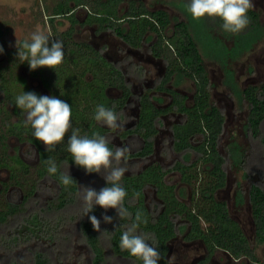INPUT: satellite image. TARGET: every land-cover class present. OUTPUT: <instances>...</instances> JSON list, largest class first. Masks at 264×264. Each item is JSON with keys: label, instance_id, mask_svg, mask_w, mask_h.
Here are the masks:
<instances>
[{"label": "trees", "instance_id": "16d2710c", "mask_svg": "<svg viewBox=\"0 0 264 264\" xmlns=\"http://www.w3.org/2000/svg\"><path fill=\"white\" fill-rule=\"evenodd\" d=\"M70 2H75L77 6L81 0H56L53 6L46 9L50 15L48 23L51 29L47 36L50 40L63 43L64 60L59 66L54 69L42 67L31 70L28 62L17 55L25 40L11 49L0 44L4 49L0 53V95L3 96L0 100V167L6 168L10 173L9 180L2 184L1 189L0 248H8L10 251L29 250L33 245L43 248L44 251L34 253L35 264H48L50 257L56 258L60 264H65L70 259L75 262L78 260L77 264H142L140 259L120 248V238L124 231L137 224L136 234L144 236L146 242L160 252L158 264H170L166 258L168 244L177 235H182L184 241L201 240L210 254L220 249L235 259L244 258L249 264H263L240 226L229 214L226 202L216 197L217 191L226 185L227 168L241 173V179L236 183V206L248 201L254 225V244L264 245V79L255 85L240 87L231 68L232 63L250 52L261 40V37L254 42L250 40L251 33L261 26L257 14L249 9V24L235 34L223 29L220 18L207 16L205 22L216 35L212 49L193 31L194 19L189 12L184 13L186 15L182 20L175 18L173 33L166 37L164 32L170 27L171 20L164 11L150 12L143 4L132 2L127 13L119 17L116 11L117 1H114L113 7L94 9L96 14L105 15L94 17L99 26L113 31L127 46L140 47L141 39L147 31L155 33L157 39L152 45L151 53L165 62V73L154 89L169 94L171 104L165 109L158 108L153 103L155 98L149 96V91L142 94L135 127L124 134L138 136L142 146L126 158L145 159L152 154L153 138L162 127L161 115L169 111L182 115L181 123L170 128L171 150L181 155L180 160L174 161L167 168L154 163L138 170L126 160L123 164L120 163L122 167H130V170L134 168L133 172L125 174L119 182L127 191L123 207L129 215L119 217L113 209V222L105 223L108 228H101L103 232H97L88 216H85V205L77 178L70 175L76 183L67 186L61 182L62 174H66L63 172L65 165L86 172L72 160L68 152V136L74 129L79 130L80 136L91 138L95 133L105 136L102 124L94 119L97 105L113 109L121 122L129 120L123 111L131 94L126 76H134L136 72L141 77L144 69L125 57L118 62L125 66L124 72L116 64L108 63L90 45L76 41L74 28L77 20ZM57 18L68 20L70 27L58 32ZM122 18H125L128 30L119 21ZM2 34L0 28V38ZM226 42H230L232 46H228ZM199 46L206 53L208 50L214 51V56L209 53L207 56L218 64L225 77L224 86L229 88L230 95L246 110L240 133L242 142L238 141L236 135H232L227 145H222L225 115L211 101V91L215 84L209 78ZM19 67H24L31 76H37L50 91V96H56L71 105L72 128L64 141L55 145L53 150L42 149L33 135L31 125L21 120V108L16 105V97L24 92L35 91L16 72ZM185 79L194 85L190 104L187 103L186 96L167 87L170 82L176 87ZM111 87L119 90L120 94L113 98L109 96L107 92ZM156 101L162 103L161 98ZM8 107L18 116V121L11 122ZM4 114L5 117H2ZM10 137L36 146L39 161L34 168L18 156L8 154L7 141ZM109 147L112 148L110 144ZM192 155H195L194 159ZM49 159L55 161L58 168L54 175L47 171L46 161ZM171 172L178 173L180 181L191 187L189 204L180 201L175 193V186L165 181L166 175ZM48 181L52 183V187H48L50 197L46 205L29 207L27 204L36 199L34 194L40 193ZM103 184L104 187L107 186L106 181ZM10 186L22 190L23 199L20 204L7 199L5 193ZM146 188L155 191L157 201L149 203L145 200ZM183 192L181 189L180 194L183 195ZM36 201L38 202V198ZM137 213L141 214L139 221L136 220ZM19 215H22L20 221L17 220ZM89 215L97 218L101 216L96 213L95 208ZM197 264H205V261Z\"/></svg>", "mask_w": 264, "mask_h": 264}, {"label": "rangeland", "instance_id": "374dc122", "mask_svg": "<svg viewBox=\"0 0 264 264\" xmlns=\"http://www.w3.org/2000/svg\"><path fill=\"white\" fill-rule=\"evenodd\" d=\"M142 1L146 4L148 9L150 10L164 9L171 16H178L182 19L185 18L186 14L184 15V13L188 12L187 6L190 4V0H142ZM55 3H56L55 0H0V28L3 33L2 37L0 38V44H2L6 49H11L13 47H16L21 40L30 41L31 35L36 31H40L43 34L48 35L51 29L48 23V12L46 11V9L50 8ZM253 3H254V7L250 9L257 14L258 20L262 27L260 26L253 33H251L250 40L254 42L256 39H259L260 37L261 40L254 45V47L250 52L244 54L242 57H240L234 63L231 64V68L234 71L235 81L240 87L255 85L264 79V0H253ZM125 7L126 4L120 8V14L124 13ZM76 13L80 21L82 19L83 13L80 10H76ZM205 20H207V16H205L200 20H194L192 27L197 37L198 38L201 37L202 42L206 43V45L209 44V46H211L212 48L215 45L214 37L216 35L215 32L209 26V24L205 22ZM56 23H57L56 27L58 29V32L67 30L70 25L69 21L66 20L65 18H57ZM75 27H76L74 28L75 40L78 41L81 39H86L95 44L100 42L98 39L90 37L92 33V29L84 28L79 25H76ZM170 33H171V29L169 28V30L166 32V35ZM113 43L115 44L113 48H118V44H119L118 41L116 42L113 39ZM226 43L228 46H232L230 42H226ZM199 48L201 49V54L203 56L205 66L207 68L209 78L211 82L215 84V87H213L211 91L212 101L223 111L225 115V128L223 132L222 145L223 144L227 145L228 143L227 141L232 138V135H236L238 141L242 142L243 139L240 136V133L246 115V110L242 105H240L236 101L235 98H233V96L228 94L230 90L223 84L225 79L223 75V71H221L220 67H218V64L213 62V60L209 56H207L208 55L207 53H209L211 56H214V51L208 50V52L206 53L202 50L203 49L202 46H199ZM205 48H208V46ZM238 50L240 51V48H238ZM148 58H149L148 56L144 57V59H148ZM162 69H163L162 66L159 71L155 67L148 68L150 75H155L156 73L160 75L161 72H163ZM16 72L19 75H22V77L26 80V83L29 87L38 88L39 90L41 89V82L38 79L35 80L32 79V76L27 72V70H25L24 67L17 68ZM171 84L173 85V83H170L169 86H171ZM174 89H176V91H179V93L181 94L188 95L189 99H191L194 92V85L190 80L186 79L177 87H174ZM158 97L163 99V102L162 104L160 103V105H164L168 103L166 94H159ZM1 99L2 98L0 95V100ZM23 117L26 120V111L24 112ZM10 118H11V122H13L15 119L13 116H11ZM162 121L165 125V129L168 131L166 122H170L171 121L170 118L165 117V119H163ZM263 129H264V124H263ZM165 132L166 131L162 132L160 137L157 138V141H159L162 136H165L166 134ZM8 142H9L8 153L12 154L13 149H15L17 143L16 140L13 138H10ZM168 142H170V138L167 139L165 142H163V144L166 145ZM139 145L140 144L136 142L135 146L132 148L136 150L139 148ZM166 154L168 155V152ZM194 158L195 155H192V159ZM29 162L32 164L34 163V161L32 160H29ZM164 165H167L166 161ZM127 169L129 171L130 167ZM132 170H134V168ZM64 171L69 173H75L77 170L72 167H64ZM7 176L8 174L6 173V171L1 169L0 178L7 179ZM240 179H241V173L237 172L236 170L227 168V183L223 189L217 191L216 197L218 198V200H222L226 202L227 207L229 209V213L234 220H238L239 218H241L240 215L242 214L243 211L242 212L240 211L241 209L244 208L245 212L243 213H246V216L245 217L242 216V218L245 219L244 221L241 220L244 225L243 227L247 232V234L249 235L248 240L251 243V246L254 248L258 259L261 260L264 264V245L255 246L253 242V238H254L252 232L253 230L250 231V225L245 222L247 219L250 220V216L247 215L250 214L247 209L249 208V205L247 202H245L242 205V207L241 206L237 207L234 204L233 194L236 191V183ZM166 181L171 185H177V191L180 189L184 190L185 195H178V198L187 204L190 203L189 197L192 191L191 187L183 186L182 183H180L179 176L177 174L167 175ZM48 187L50 186L47 183L44 184L42 188L43 190H41L39 194L38 202L36 201L37 200L36 198L35 200L30 201L27 205L29 207H31L32 205L33 208L36 207L39 208L41 206L44 207V205H46L48 198L50 197V192L48 190ZM151 195H152L151 190H148L147 196L149 201L150 198H152ZM14 199L18 200L15 197ZM94 208L96 209V213L97 214L99 213L101 215L100 217H98L101 219V221H102V216L105 214L113 217V212H111L113 211V209H109L110 212L107 213V210L99 207L98 205L95 206ZM50 217L53 216L50 215ZM21 218L22 215H20V218L18 220L20 221ZM101 223H102L101 224L102 229L108 228L105 227L106 224L105 223L103 224V221ZM202 247H203L202 243L201 246L198 247L197 244L196 246L194 245V242L185 243L181 237H176L170 241L167 260H169L171 264H188L193 259H196L197 257L204 254V249ZM38 250L44 251L43 248L39 249L37 248V246L29 250L21 251V253L15 255L17 257L16 260H18L16 262L18 264H34L32 259L34 257V253L37 252ZM196 255L198 256L195 257ZM8 261L9 260H5L4 262L3 260H0V264H7ZM69 262L71 264L73 263L77 264L78 260H76L75 262L72 259H70ZM49 264H59V263L58 260H56V258L53 259L52 257H50ZM239 264H244V263L239 262Z\"/></svg>", "mask_w": 264, "mask_h": 264}, {"label": "clouds", "instance_id": "9594fccd", "mask_svg": "<svg viewBox=\"0 0 264 264\" xmlns=\"http://www.w3.org/2000/svg\"><path fill=\"white\" fill-rule=\"evenodd\" d=\"M254 7L253 0H190L187 11L194 20H200L205 16L218 17L223 21V29L230 33H239L247 27L249 19L248 10ZM22 50H18V57L28 62L31 70L47 67L54 69L63 63V43L58 40H50L40 31L31 35L30 41H25ZM4 49L0 46V53ZM16 105L26 111V121L33 129V135L41 141L47 150H53L55 145L64 141L65 136L72 128L71 105L56 96L37 95L35 92H24L16 97ZM94 119L110 129H120L124 125L120 122L118 114L104 105H97ZM68 152L75 164L86 170L87 173H101L104 175L107 186L99 191L92 187L80 186L84 213L97 232L101 230V222L111 224L113 217L103 215L102 221L95 215H89L95 206L105 210L115 209L119 217L129 215L123 207L127 191L119 183L127 168L120 166L126 153L130 151L127 146H116L113 150L109 147V139L98 133L88 136H80L79 130L74 129L68 136ZM47 171L50 175L57 173L55 161H46ZM61 182L67 186L74 181L69 172L62 174ZM76 183V182H75ZM111 185V186H109ZM141 219V214H136V220ZM137 224H133L122 234L120 248L126 250L133 257H137L142 264H158L160 252L146 242V238L136 234ZM106 231V230H104Z\"/></svg>", "mask_w": 264, "mask_h": 264}, {"label": "flooded vegetation", "instance_id": "af4514ba", "mask_svg": "<svg viewBox=\"0 0 264 264\" xmlns=\"http://www.w3.org/2000/svg\"><path fill=\"white\" fill-rule=\"evenodd\" d=\"M114 1H117L116 11H117V14H118L119 17H121L125 13H127V11L129 10V5L132 2H136L137 4L138 3L143 4L144 7L150 12H155V11H164V12H166L168 14L170 20H171V25L169 27L171 29V33L166 35V32L169 30V28H167L166 31L164 32V35L166 37L171 36L172 33H173L172 25H173V22H174L175 18L176 19H181V20H182V18H180L178 16H171L164 9L150 10V9H148L146 4L142 0H81V2H79V4L77 6H75V2H70V6L73 8V15H74L75 19L77 20V25H79L81 27H84V28L92 29V33H91L90 37L96 38V39H98L100 41V42L95 44V43H92V42H90V41H88L86 39H81V40H78V42H84V43L90 45L95 51H98L101 54V56L108 63H110L112 65H113V63L116 64L124 72H126L125 66L121 65V64L119 65L118 62L121 61L125 57L127 59H129V62H132V64L139 65V66H141L144 69L142 71L143 75L141 77H138L136 72H134L135 73L134 76L133 75H127L126 76V82L130 84V92H131V94H130V96L127 99V102H126V105L123 108V111H124V114L126 113V115L129 118V120L124 121V122L120 121L124 125L120 129H110V128H107V127L102 125V127L106 131L105 137H107L109 139V141H110L109 144L112 146L113 150L115 149L116 146H118V147L119 146H127V147L130 148V151L128 153H126V156H127L128 154H132L133 152H135L136 150H138L142 146L141 145L142 141H140L141 139H139L138 136H135L132 133L124 135L127 131L132 130L135 127L136 120L139 117V111H140V99L139 98L142 96V94L144 92L149 91V93H148L149 96L155 98L153 100L154 105L157 106L158 108L165 109L169 104H171V97H170L169 94H167L165 92H159V91H156L154 89L155 86L158 84V82H160V80L162 79V77H163V75L165 73V62L161 58L155 57L151 53L152 45L157 39L155 33L151 32V31H147L143 35V37L141 39L140 47H130V46H127V44H125L123 42V40H121L119 37L114 35L113 31H111L110 29H102L99 26V23L96 22V19L94 17H98V16L102 17V16H105V15L96 14L94 12V9L96 8V9L101 10L103 6H105V7L112 6L113 7ZM125 4H126V7H125L124 13L120 14V8L123 5H125ZM76 10H80L83 13L82 19L80 21H79V19L77 17ZM48 18H50V15H48ZM111 20H113V18H111ZM119 21H122L123 27L126 30H128V24L125 21V18H122ZM69 27H70V25H69ZM74 39H75V36H74ZM113 39L116 42L118 41V43H119L118 44V48H113V46H115V44L113 43ZM145 56H148L149 58L148 59H144ZM128 65H131V64L128 63ZM161 66L163 67V69H162L163 72H161L160 75H158V73H156L155 75H150V72H149L148 68L155 67L159 71ZM20 76L22 77V75H20ZM89 77H90V75L88 74L87 78H89ZM32 79H34V80L38 79L41 82V80L37 76H32ZM170 83H173V82H170ZM169 84L167 85V87L174 89L175 86L173 87V85L171 84V86H172L171 87V86H169ZM214 87H215V85H214ZM29 88L32 89L33 91L37 92L40 95L50 96V91L43 86L42 82H41V89L40 90L38 88H31V87H29ZM174 90L176 91V89H174ZM176 92L179 93V91H176ZM107 94L113 98V97L118 96L120 94V91L117 90V89H114L113 87H111V88L108 89ZM159 94H166V96H167L166 98L168 100V103H166L164 105H160L161 102L156 101V99L159 98L158 97ZM228 94L230 95V92H228ZM193 95H194V92H193ZM193 95H192L191 99H189L188 95H184V96L187 97V100H186L187 103H189V104L191 103V101L193 99ZM1 98L3 99V96H1ZM211 101H212V98H211ZM162 102H163V99H162ZM189 104H187V105H189ZM8 109H9V112H11L10 113V117L13 116L15 118L13 122L18 121L19 118H18L17 115H15L12 112V108L8 107ZM24 112H25V110H23V109L19 110V114H21V120L23 122L27 123V121L23 117ZM2 117H5V114L2 115ZM165 117H169L170 120H171L170 122H166V126H167L168 131L165 129V125H164V123L162 121L163 119H165ZM181 120H182V115L177 114V113H175L173 111H169L166 114L161 115V121H162L161 123H162V127L163 128H159L157 134L153 138V152H152V154L147 156L145 159H141V158H138V157L126 158V156H125V158L122 159L121 164H123L124 160H126V162L130 163L132 167L135 166V168H136V166H137V168L135 170H138V169H141V168H145L147 165H151V164H154V163H158V164L162 165L164 168H167L174 161L180 160L181 155L175 154L171 150L172 133L170 131V128L174 124H180ZM224 128H225V124H224ZM163 131H166L165 132L166 133L165 136H162L160 138V140L157 141V138L160 137V135L162 134ZM10 138L15 139L17 145L18 144L19 145L18 146L16 145L15 149H13L12 154H9V153L8 154L11 155V156H18L22 161H24V163L29 165L31 168H34L38 164V161H39V156H38L39 154H38V150L36 149V146L33 143H27L26 141H18V139L16 137H10ZM169 138H170V142H168L166 145H164L163 142H165ZM9 139H8V141H9ZM8 141H7V145H8V148H9V142ZM136 142H138L140 145H139V148L135 150L132 147L135 146ZM39 143H40V147L42 149H46V146L41 141H39ZM165 151L168 152V155L164 154ZM7 152H8V149H7ZM169 154H170V157H169ZM168 159H171V160H168ZM29 160L34 161V163L33 164L30 163ZM165 161L167 162V165H164ZM65 167H72V168H75L77 170L75 173H69V175L77 178L79 192H81L80 186L92 187V188H94L97 191H99L101 188L104 187V184H103L104 181H105L104 175L107 174L105 171L102 170L101 173H87L85 171L77 169L74 166H66L65 165ZM1 169L5 170L6 173L8 174V176H7V179H1L0 178V192H1V189L3 188L2 184L6 183L9 180V174H10L9 171L6 168L0 167V170ZM129 171L133 172L134 170H129ZM129 171H127L125 174L129 173ZM63 172L67 173V172L64 171V169H63ZM169 174H177L179 176V174L176 173V172L175 173L171 172V173H168L167 175H169ZM167 175H166V177H167ZM166 177H165V181H166ZM179 180H180V176H179ZM46 183L50 187H52V183L50 181H48ZM180 183H182V182L180 181ZM182 185L183 186H187V187L189 186V185H187L185 183H182ZM173 186H175V193H176V195L178 197V195H181L180 194L181 189L177 191V185H173ZM148 190H151V192H152V195H151L152 198H150V201H149L148 196H147V191ZM144 192H145V200L147 202L151 203L152 200H156L157 201V197H156L155 191L153 189L146 188ZM191 193H192V191H191ZM5 194H6V197H7L8 200H12L16 204H20L22 199H23V192L18 187L15 188L14 186H10L8 192H6ZM39 194L40 193H35L34 197L38 198ZM2 195H3V192L0 193V197H2ZM183 195H185L184 192H183ZM14 197L17 198L18 200L14 199ZM189 198L191 199V194H190ZM233 199H234V204L236 206L235 192L233 194ZM182 202H184V201H182ZM246 202L248 203L247 200H246ZM185 204H187V203H185ZM242 205H240V206L242 207ZM247 209H248V211L250 213V214H247V215L250 216V220L247 219L245 222L250 225V231L253 230L252 232H253V235H254V225H253V221H252V217H251V210H250V208H247ZM242 211L245 212L244 208L241 209L240 212H242ZM243 212L240 215L241 218L238 219L239 221L238 220H235V221L240 226L243 234L247 237V239H249V235L245 231V229L243 227L244 225L242 223V221L245 220L244 218H242V216H244V217L246 216V213H243ZM19 218H20V215L17 218V220ZM13 220H14V218L12 219V221ZM240 221H241V223H240ZM176 237H181L182 238V235H177ZM182 240H183V238H182ZM184 242L185 243L194 242V245L196 246V244H197L198 247L201 246V243L203 244V242L201 240H199V239H195V240H192V241H184ZM199 242H201V243H199ZM169 244H170V242H169ZM169 244H168V247H169ZM199 244H200V246H199ZM80 246H81V243H80ZM2 247H4V246H2ZM33 247H35V246L33 245L30 248H33ZM37 248H39V247L37 246ZM202 248L204 249V254L199 256V257H197L198 255H196L195 257H197V258L196 259L192 258L193 260L191 259L192 261H190V263H188V264H197L199 261H202V260L205 261V264H239V262H243L244 264H249L244 258L235 259L226 251L217 249V250L213 251L210 254L206 250L204 244H203ZM23 250H27V249H23ZM23 250L17 249V250H11L10 251L8 248L7 249L2 248L0 250V260H3L4 262H5V260H9L10 262L8 261L7 264H11V263L18 264L16 262L18 260H16L17 257L15 255L21 253V251H23ZM166 258H167V256H166ZM32 261L35 264L34 257H33ZM49 263H50V258H49ZM65 264H71V263L70 262H66Z\"/></svg>", "mask_w": 264, "mask_h": 264}, {"label": "water", "instance_id": "95a60500", "mask_svg": "<svg viewBox=\"0 0 264 264\" xmlns=\"http://www.w3.org/2000/svg\"><path fill=\"white\" fill-rule=\"evenodd\" d=\"M226 183H227V178H226Z\"/></svg>", "mask_w": 264, "mask_h": 264}]
</instances>
